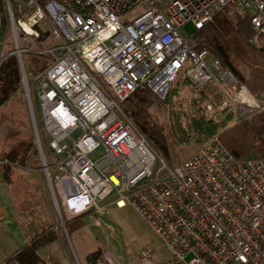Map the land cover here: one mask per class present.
<instances>
[{
	"label": "built area",
	"instance_id": "1",
	"mask_svg": "<svg viewBox=\"0 0 264 264\" xmlns=\"http://www.w3.org/2000/svg\"><path fill=\"white\" fill-rule=\"evenodd\" d=\"M0 1L16 39L20 30L30 50L49 59L31 82L50 160L38 133L36 146L59 214V199L70 218L130 205L171 252L158 264H264V158L239 160L214 138L172 166L122 110L137 90L165 100L186 71L198 90L218 86L238 122L251 121L264 101L251 97L207 49H197L183 27L200 29L230 10L250 19V42L262 49L264 0H26L35 10L17 21L13 0ZM140 7L144 11L130 17ZM44 19L58 42L40 50L36 26ZM1 22L0 12V29ZM21 45L17 39L15 53L36 129L22 59L28 50ZM9 56L0 52V64ZM98 150L104 154L94 159Z\"/></svg>",
	"mask_w": 264,
	"mask_h": 264
},
{
	"label": "rangeland",
	"instance_id": "2",
	"mask_svg": "<svg viewBox=\"0 0 264 264\" xmlns=\"http://www.w3.org/2000/svg\"><path fill=\"white\" fill-rule=\"evenodd\" d=\"M16 1L20 3L22 9H25L26 12H24L22 19L26 20L35 8L28 5L26 0ZM144 9L142 7L135 9L130 17L138 16ZM234 16L236 15L234 14ZM39 29L42 32H47L49 37L44 43L36 40V48L46 50L58 42L53 35L52 26L46 19L40 22ZM183 30L191 37L197 28L194 24L188 23L184 25ZM16 33L17 39L22 43L21 47L28 50L22 54L26 69V65L35 55V52L30 50L32 42L24 37L20 30H17ZM17 39L12 30L10 19L2 20L0 52L4 55L18 56L15 53ZM38 60L44 65L49 63L48 57ZM38 60L32 61V65L37 66L40 63ZM26 73L29 88L32 91L33 98L31 99L34 108L36 107V129L23 78L20 91L8 103L0 107V155L20 146L22 143L29 142L30 137L34 139L36 150V152L32 150L28 154L25 164H21L20 159L15 162L8 161L5 166L0 164V233L13 236L14 240L11 241L13 248L11 249L16 250L19 249L16 240L25 245L49 225L59 227L62 237L69 240L66 230L61 225V219L65 220L68 217L61 205V199H59L61 214L55 206L42 157L36 146V133H38L43 140L44 155L47 160H50L49 138L45 136L37 98H35V89L32 88L31 79H33V75L28 74L27 69ZM255 99L264 101V98ZM161 101L164 104L162 106L153 105L150 108V114L156 122L166 125L171 130L179 146L172 153L171 159H167L161 154L158 146L152 143L157 152L172 166L183 163L209 141L214 138L219 139V136L226 129L239 124L234 104L228 98H206L204 90L196 89L188 81L186 71L178 75L168 98L161 99ZM125 116L129 119L126 114ZM131 122L133 123V121ZM133 125L140 131L134 123ZM103 154V150H98L92 157L98 159ZM19 156L21 158L22 154ZM50 173L52 175V170ZM86 220L88 227L84 239L89 238L94 241L95 250L100 249L103 254L104 252L107 253L106 255L110 259L108 264H158L171 257V252L161 237L130 205L113 206L106 212L93 214L91 218ZM22 221L31 224L26 235L21 230ZM68 247L74 257L75 252L72 244H68ZM75 251L78 259L81 260V253L77 249ZM144 251H149L151 257L142 258L141 255ZM41 253L47 255L46 251ZM56 255H60L62 264H67L59 251L56 252ZM102 264L107 263L104 261Z\"/></svg>",
	"mask_w": 264,
	"mask_h": 264
},
{
	"label": "trees",
	"instance_id": "3",
	"mask_svg": "<svg viewBox=\"0 0 264 264\" xmlns=\"http://www.w3.org/2000/svg\"><path fill=\"white\" fill-rule=\"evenodd\" d=\"M12 3L17 21L23 18L26 11L18 1L13 0ZM0 12L2 20H9L6 4L2 1H0ZM36 29L41 32L39 40L44 43L49 37L48 33L42 32L39 25ZM253 33L248 17L239 19L232 11L226 10L197 29L193 35V42L197 49H207L210 55L221 63L222 68L231 70L251 97L264 98V48L257 49L251 44ZM33 59L38 60L39 57L32 56L26 69L28 74L35 77L46 65L39 60L37 66L32 65ZM21 87L22 73L19 60L17 56L11 55L0 64V107L8 103ZM163 104L164 102L151 90H137L122 104V109L140 131L158 146L161 154L171 159L172 153L179 145L171 130L166 125L156 122L150 114L153 105ZM219 139L239 160L264 158V110L251 121H241L236 126L226 129ZM32 150L36 152L34 139L30 137L29 142L22 143L0 155V164L5 166L8 161L15 162L17 159H20L21 164H25ZM20 154H22L21 158ZM64 223L69 236L86 225L82 218H66ZM60 234L59 227L49 226L7 257L2 264H48L39 252L57 242ZM102 255L100 249L91 254L90 264H97L102 260Z\"/></svg>",
	"mask_w": 264,
	"mask_h": 264
},
{
	"label": "crops",
	"instance_id": "4",
	"mask_svg": "<svg viewBox=\"0 0 264 264\" xmlns=\"http://www.w3.org/2000/svg\"><path fill=\"white\" fill-rule=\"evenodd\" d=\"M204 91H205V97L206 98H225L223 92L216 85H210V86L206 87L204 89ZM253 98H263V97L257 96V97H253ZM91 217H92V214H87V215H83L81 217H78L80 219L82 218V220H84L86 225L84 228H82L80 230H75L71 236H69L66 227L65 228L63 227L66 230L67 237L69 238L70 241L68 239H64L62 237V234H60V239L57 242H55L51 245H48L47 247L41 249L39 254L42 251L47 252V255H42V253H41L40 254L41 257L48 264H62V262L59 258L60 255L59 256L56 255V252L59 251V253L63 257V259H65V262L67 264H90V258H89L90 255L99 250V249L95 250L94 245H93L94 241H92L89 238L84 239V234L86 233L87 227H88V223H87L86 219L87 218L89 219ZM68 218L69 219H75V218H70V217H68ZM22 222L23 223L21 225V230H22V232H24L23 234L26 235L31 224L29 222H26V221H22ZM49 226H51V225H49ZM2 234L0 233V264H2L7 257H9L12 253L15 252V251L13 252L11 250H16V249H11V248H13L11 246V241L14 240L13 236L10 237L8 235H2ZM68 241L72 244V247L74 248V252H75L74 257L71 254V251L69 250L68 244H70V243ZM16 242L18 243L19 248L24 245L22 243H19L18 240H16ZM75 248L81 253V256H82L81 260L78 259L77 252L75 251L76 250ZM106 254L107 253L104 252V254L102 255V260L97 262V264H102L104 261L107 264L110 262L109 261L110 259L107 257ZM75 259H76V261H75Z\"/></svg>",
	"mask_w": 264,
	"mask_h": 264
},
{
	"label": "bare ground",
	"instance_id": "5",
	"mask_svg": "<svg viewBox=\"0 0 264 264\" xmlns=\"http://www.w3.org/2000/svg\"><path fill=\"white\" fill-rule=\"evenodd\" d=\"M22 26L26 32H30V29L27 25L23 24Z\"/></svg>",
	"mask_w": 264,
	"mask_h": 264
},
{
	"label": "water",
	"instance_id": "6",
	"mask_svg": "<svg viewBox=\"0 0 264 264\" xmlns=\"http://www.w3.org/2000/svg\"><path fill=\"white\" fill-rule=\"evenodd\" d=\"M21 73H22V76H23V74H24V70H23V69L21 70ZM61 225H62V227H64V228H65V223H64V221H63V220L61 221Z\"/></svg>",
	"mask_w": 264,
	"mask_h": 264
}]
</instances>
